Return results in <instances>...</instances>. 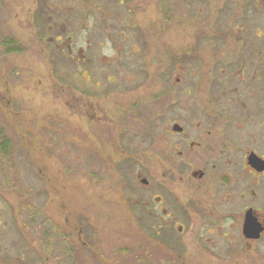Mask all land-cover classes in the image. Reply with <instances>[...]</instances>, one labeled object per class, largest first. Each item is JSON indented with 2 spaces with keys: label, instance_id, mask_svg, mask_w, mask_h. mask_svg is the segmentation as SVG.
<instances>
[{
  "label": "rangeland",
  "instance_id": "374dc122",
  "mask_svg": "<svg viewBox=\"0 0 264 264\" xmlns=\"http://www.w3.org/2000/svg\"><path fill=\"white\" fill-rule=\"evenodd\" d=\"M137 1L145 33L139 47L123 52L112 49L105 36H97V24L102 28V23L77 26L86 7L74 8L72 15L56 10L54 17L74 16L70 25L82 38L95 33L84 55L79 52L75 58L76 51L64 59L51 56L53 45L31 37L34 29L29 28L24 0H0V143H10V154L0 147V264H211L205 254L189 255L192 247L182 250L181 258L168 254L170 249L181 253L170 236L180 238L176 228L165 226L152 237L151 218L139 223L137 197L144 198L148 190L134 174L132 135L126 130L130 120L125 116L130 110L141 118H134L135 147L141 140L153 142L148 134L158 137L159 129L170 135L175 121L184 125V136L193 133L190 71L202 70L195 56L217 52V23L229 17L232 0ZM198 7L203 14H198ZM252 19L261 26L257 15ZM155 23L165 31H155ZM6 41L9 49L15 42L19 50L7 52ZM223 81L221 77L216 82L222 90ZM79 82L88 84L77 89ZM97 84L102 87L92 100L89 91ZM204 93L201 89V96ZM81 95L86 106L78 99ZM89 102L119 121L113 120L115 139L110 124L88 122L82 116L89 112ZM207 106L212 107L210 96L201 110ZM79 107L85 109L82 115ZM205 116L203 112L200 118ZM235 180L233 200L241 202L247 192L244 200L263 214L264 177L236 172ZM175 183L177 189L183 185ZM52 228L61 241L53 242V250L47 248L50 238L45 239ZM255 254L241 258L240 264H264V248L257 247Z\"/></svg>",
  "mask_w": 264,
  "mask_h": 264
},
{
  "label": "flooded vegetation",
  "instance_id": "af4514ba",
  "mask_svg": "<svg viewBox=\"0 0 264 264\" xmlns=\"http://www.w3.org/2000/svg\"><path fill=\"white\" fill-rule=\"evenodd\" d=\"M24 1L30 15L27 19L29 28L34 29L31 35L42 43L53 45L55 52H51L52 57L72 58L76 51L75 58L79 57V52L84 55L88 49L86 46L90 45L89 36L95 35L87 33L82 38L73 24L70 25L73 20L75 22L74 16L57 18L54 17L56 10L63 13H67V10L72 15L74 8L80 5L86 7L88 12L77 26L80 28L89 22L102 23V28L97 24L96 28L100 29L97 32H101L97 36L109 39V45L116 51H130L139 47L138 42L145 33L140 24L141 3L137 0ZM231 4L229 17L217 23L221 42L217 52L211 54L212 57L195 56L201 62L202 70L190 71L188 95L195 114L193 133L184 136V125L175 121L170 125V135L167 129H159L158 137L157 134L154 137L148 134V139L153 142L148 144L141 140L139 146L135 147L134 118H141L133 116L130 110L125 116L130 120L126 130L132 135L134 174L144 191L148 190L144 198L137 197L139 223L151 218L152 237L165 231V226L176 228L180 238L176 234L175 237L170 236L181 253L170 249L168 254L181 258L182 250L192 247L189 255L205 254L211 264L217 260L220 264H240L241 258L255 256L257 247L264 248V213L251 205L252 201L250 204L244 200L247 192H244L241 202L232 198L237 183L236 172L260 179L264 177V0H232ZM252 8L255 13H251ZM201 9L197 8L198 14H203L204 10ZM205 10L212 11L209 8ZM253 14L257 15L261 26L255 25ZM155 26V31H165L164 25L159 29L156 23ZM80 40L85 43L81 44ZM58 47L63 51H56ZM192 57L189 56V59ZM208 76L215 77V82H207ZM221 77H224L221 82L224 90L216 84ZM90 82L96 83L93 80ZM233 82L236 83L235 87ZM86 83L79 82L76 88ZM57 85L58 90L62 89V85ZM96 87L89 91L92 100L99 95L98 88L102 86L97 84ZM201 89L205 92L203 96ZM209 96L212 107L201 110ZM78 99L85 105L83 95ZM89 104V112L84 115L81 111L85 112V109L79 107L81 115L88 122L110 124L114 138L116 127L113 124L119 121L109 118L106 113H99L94 102ZM203 112H206L205 120L200 118ZM136 149L143 156H138ZM156 162L159 166L155 165ZM175 180L183 184L180 189H177ZM40 216L41 212L37 217ZM54 233L58 234L57 239L51 241ZM45 234V239L50 238L51 243L47 248L55 249L53 242H61L59 231L52 228ZM191 239L194 241L191 242ZM159 240L164 239L156 238L153 241ZM168 243L165 244L169 247L173 245L171 240ZM19 259L21 261L22 257ZM11 264L16 263L13 261Z\"/></svg>",
  "mask_w": 264,
  "mask_h": 264
},
{
  "label": "trees",
  "instance_id": "16d2710c",
  "mask_svg": "<svg viewBox=\"0 0 264 264\" xmlns=\"http://www.w3.org/2000/svg\"><path fill=\"white\" fill-rule=\"evenodd\" d=\"M10 44H11L10 41L5 42V47H6L7 52L11 53L12 51H18L19 50L18 47L16 46L15 42H14V44L12 43L15 48L9 49ZM6 145H8V147H9L10 143H8V141H5L4 143H2V142L0 143L1 150L4 153H5L6 149H7V151L9 150V148H6L7 147ZM9 152L10 151H8L7 154H10Z\"/></svg>",
  "mask_w": 264,
  "mask_h": 264
},
{
  "label": "bare ground",
  "instance_id": "6f19581e",
  "mask_svg": "<svg viewBox=\"0 0 264 264\" xmlns=\"http://www.w3.org/2000/svg\"><path fill=\"white\" fill-rule=\"evenodd\" d=\"M30 35H31V33H30ZM31 37H32L33 39L37 40L38 43H42L41 40L37 39L34 35H33V36L31 35Z\"/></svg>",
  "mask_w": 264,
  "mask_h": 264
}]
</instances>
